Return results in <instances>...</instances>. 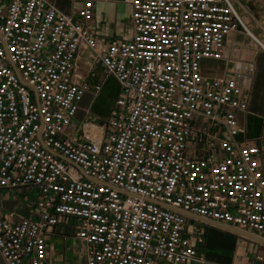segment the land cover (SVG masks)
Segmentation results:
<instances>
[{
    "label": "built area",
    "instance_id": "built-area-1",
    "mask_svg": "<svg viewBox=\"0 0 264 264\" xmlns=\"http://www.w3.org/2000/svg\"><path fill=\"white\" fill-rule=\"evenodd\" d=\"M78 1L68 16L49 0H0V191L36 195L28 214L0 212L4 263L49 264L61 225L86 264L204 263L189 218L264 240V139H240L237 80L201 73L238 29L264 50L240 10L264 33L247 9L258 0H118L133 24L118 40L92 31L96 0ZM86 51L120 91L104 120L76 123L104 88L77 80Z\"/></svg>",
    "mask_w": 264,
    "mask_h": 264
},
{
    "label": "crops",
    "instance_id": "crops-1",
    "mask_svg": "<svg viewBox=\"0 0 264 264\" xmlns=\"http://www.w3.org/2000/svg\"><path fill=\"white\" fill-rule=\"evenodd\" d=\"M49 1L68 16H74L75 12L81 7V2L78 0ZM114 4H116V0H96L95 20L93 23H91L90 27L98 38L111 40V36L113 34L110 32V28L101 24L100 17L103 12L112 10L109 8V5L113 6ZM247 9L254 12L260 21H264V0H258L254 4L249 5ZM240 10L246 18L250 32L261 39L262 42H264V33L260 29L257 22L251 20L247 16L245 9L241 8ZM131 38L132 35H130L129 39ZM98 64L101 65L96 60V57L92 51H86L82 53L79 56L76 66V76L78 82L86 83L91 88L99 83H104L105 86L110 76H107L104 68L103 73L100 74ZM201 73L207 78H235L237 80L238 85L240 86L244 97H246L248 102L247 111L245 113H238V120L241 128L240 139L245 140L248 144H254L259 140L264 139V50L260 48V46L251 38V36L242 29H238L230 33L225 43L224 57L220 60H203L201 62ZM110 79H112V77H110ZM87 96L91 98L90 103L88 106L81 105V110L82 107H84V111L80 110L77 116L79 118V122L87 120V116H80L82 112L85 113L86 109L89 110L92 108L94 112L96 110L97 104H93V94L89 92L86 97ZM20 196H24V193L16 191H0V212L7 213L8 211L16 210L23 214H28L31 210L30 204L32 201H30L26 195L23 197V199H21ZM189 223L195 227H200L203 229L204 226H207L209 231L207 238L205 237L206 243L212 240V242L215 244L214 247H217L218 249V252H216L217 249L212 250L213 247L210 246L209 243L207 246L206 244L201 246L197 245L199 254L203 256L205 263L195 264H236L241 261L237 257L222 253L227 249L235 247L232 245L229 246L230 243L228 242V235H234V233L212 224H206L195 218H189ZM216 230L220 231L222 234H219L220 236L213 235L211 231ZM223 232L225 234H223ZM237 236H239L240 239L236 245V251L240 253L241 250H245L247 248V244L243 236ZM53 239H59L61 241L63 240L61 236L56 235H52L49 239L48 263L72 264L69 251H67V253L62 251L61 253H58L56 257H54L53 253L56 250L52 242ZM233 239H235V235ZM261 252H264V249L260 251L259 254ZM82 257L83 264H86L84 254ZM0 264H5L1 254Z\"/></svg>",
    "mask_w": 264,
    "mask_h": 264
},
{
    "label": "rangeland",
    "instance_id": "rangeland-1",
    "mask_svg": "<svg viewBox=\"0 0 264 264\" xmlns=\"http://www.w3.org/2000/svg\"><path fill=\"white\" fill-rule=\"evenodd\" d=\"M109 8H111L112 10H107L106 12H103L101 14V17H100L101 24L103 26L110 28V30H111L110 32H112V34H113L111 36V39H117V40L118 39H129L130 35L133 36L131 7L123 4L122 2H120L118 0H116V4H114L113 6L109 5ZM98 69H99L100 74L103 73V71H104L103 67L99 64H98ZM118 95H119L118 85L116 84V82L114 81L113 78L110 79V77H109L108 81L106 82V84L104 86V91H103L102 95L98 96L97 98H95V96L93 95V98H94L93 104H95V103L97 104L95 112L93 111L92 108H90L89 110H87L85 108L86 109L85 113L82 112L80 114V116H83V117L87 116V120H94V121H95V119L104 120L108 116V114L110 113V109L113 106ZM90 99H91L90 97L85 96V99L82 101L81 105L82 106H88L90 103ZM83 108L84 107H82V110L84 111ZM80 110H81V106H80ZM78 120H79V118L77 117L75 119V122L76 123L79 122ZM69 133L72 134L73 130H71ZM195 149H196V145H194L190 142L188 145L189 152L191 154H195ZM16 192H23L24 193V196H20L21 199H23V197H25V195H26V197L28 196L30 201H34L36 199V195L33 192H29L28 194H26L27 191H25V190H18ZM7 193H9V192H7ZM8 204H10V203H8ZM214 226H216V225H214ZM202 230L204 231V235L207 238L208 231H209L208 227L204 226V229L202 228ZM211 232L213 235H218V236H220L219 234H222V233H220V231H217V230L211 231ZM223 234H225V233L223 232ZM229 234H231V233H229ZM53 235L61 236L63 239L62 241L59 239L58 240L53 239L52 242H53L55 250H56L53 253L54 257H56L57 254L61 253L62 251H65L66 253H67V251H69V256H70V260H71L72 264H83V260H82L83 257L82 256H83V254L85 256V246L82 242H80L79 240H77L75 238L74 228L72 226L61 225L55 230ZM234 235H235V239H233ZM234 235H228V242L230 243L229 246L232 245L235 247L227 249L225 251H223V250H219V251H223L222 253H225L227 255L239 258L241 261H239V263H236V264H254L256 256L259 254L260 251H262L264 249V245L260 244L258 242H255L249 238L244 237V240L247 244V248L245 250H241V252L238 253L236 251V245L238 244V242H239L238 240L240 239V237L237 236L235 233H234ZM195 238H197V237H195ZM208 243L210 246L213 247L212 250L217 249V247L216 248L214 247L215 244L212 242V240H210V242H207L206 246L208 245ZM196 245H198V244H196ZM259 249H261V250H259ZM216 252H218V249L216 250ZM262 253L263 252H261L260 254H262Z\"/></svg>",
    "mask_w": 264,
    "mask_h": 264
},
{
    "label": "water",
    "instance_id": "water-1",
    "mask_svg": "<svg viewBox=\"0 0 264 264\" xmlns=\"http://www.w3.org/2000/svg\"><path fill=\"white\" fill-rule=\"evenodd\" d=\"M216 226H219L220 228H223V229H225V230H227V231H230V232L235 233V234H237V235H240V236H243V237L249 238V239H251V240H253V241H255V242H258V243L264 245V240L261 239V238H259V237H257V236H255V235H247V234H245L244 232L237 231V230H234V229H231V228H228V227H225V226H221V225H216Z\"/></svg>",
    "mask_w": 264,
    "mask_h": 264
},
{
    "label": "bare ground",
    "instance_id": "bare-ground-1",
    "mask_svg": "<svg viewBox=\"0 0 264 264\" xmlns=\"http://www.w3.org/2000/svg\"><path fill=\"white\" fill-rule=\"evenodd\" d=\"M238 231V230H237ZM245 234H247V235H252V234H248V233H245Z\"/></svg>",
    "mask_w": 264,
    "mask_h": 264
}]
</instances>
